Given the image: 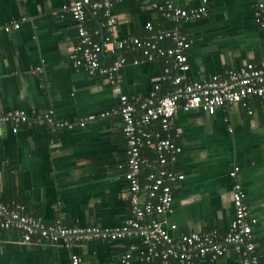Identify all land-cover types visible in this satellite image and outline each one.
Returning a JSON list of instances; mask_svg holds the SVG:
<instances>
[{
    "label": "crops",
    "instance_id": "0c3cea01",
    "mask_svg": "<svg viewBox=\"0 0 264 264\" xmlns=\"http://www.w3.org/2000/svg\"><path fill=\"white\" fill-rule=\"evenodd\" d=\"M160 1L114 0L110 11L117 20L116 38L146 40L158 29H179L193 38L184 73L190 80L264 58V27L253 19L255 0H207L206 14L178 22L152 7ZM171 1L175 7L191 8L202 0ZM67 2L0 0V26L19 21L16 29L0 28V108L23 109L29 116L14 133L0 123V200L20 203L26 213L46 223L59 219L66 226H115L130 213L122 120L112 114L85 121V115L115 106L121 94L144 97L156 82L161 93L174 85L159 81L166 66L159 56H127L114 82L75 68L68 53L77 30L74 18L62 8ZM147 22L152 30L145 27ZM85 23L96 40L108 33L102 22L92 25L87 17ZM157 44L168 47L172 41ZM133 58L138 61L133 63ZM248 104L221 107L213 114L198 108L177 111L170 132L176 158L168 168L184 177L173 185V212L167 217L176 224L175 237L211 229L224 233L233 216L228 173L238 165L237 178L257 218L254 255L264 264V100L254 96ZM48 117L67 124H51ZM143 154L155 162L152 149L144 148ZM128 242L22 243L17 231L0 229V264H62L70 253L80 256L81 264H122ZM241 258L230 249L201 264H240ZM130 264L164 263L135 259Z\"/></svg>",
    "mask_w": 264,
    "mask_h": 264
},
{
    "label": "built area",
    "instance_id": "2783aa9c",
    "mask_svg": "<svg viewBox=\"0 0 264 264\" xmlns=\"http://www.w3.org/2000/svg\"><path fill=\"white\" fill-rule=\"evenodd\" d=\"M113 1L68 0L62 6L76 22L77 40L68 53L73 66L83 68L91 75H103L114 82L117 71L127 62L126 52L138 51L146 60L158 56L165 58L166 66L159 81L168 80L174 85L172 90L161 93V83L156 82L144 97L121 94L115 106L85 115V121L112 114H118L122 120L126 141L124 178L129 216L122 224L109 227L66 226L59 219L46 223L26 213L24 205H9L0 200V229L17 231L22 243L128 239V246L119 259L122 264H130L135 259L140 262L159 260L164 264H170L171 260L201 264L203 259L214 261L230 249L241 255L240 264H258L253 235L257 218L250 213L245 189L237 178L239 166L234 165L228 173L232 178L230 197L233 216L227 230L222 234L211 229L175 237L172 231L176 224L167 216L173 212V185L184 175L169 169L168 165L176 158V147L170 132L177 111L198 108L213 114L218 108H231L236 104L248 108L249 99L254 96L264 100V58L258 62H244L222 74L200 80L186 79L184 73L189 69L186 51L193 38L172 28L156 30L151 36L153 40L131 35L118 39L115 35L117 20L110 11ZM152 7L175 21H190L206 14L207 0L191 8L175 7L171 0L153 2ZM87 9L92 14L99 10L102 12V25L108 32L102 40L94 39L85 25ZM253 19L258 26L264 27V0H255ZM18 27L17 20L0 26L5 31ZM145 27L148 30L153 28L151 22H147ZM164 39H170L172 45L161 47L157 44ZM108 53L114 57L107 63L103 55ZM137 61L132 59L133 63ZM40 69L36 67V70ZM28 120L29 116L23 109L5 111L0 108V123L9 125L13 133ZM48 121L59 126L67 124L55 123L50 117ZM146 147L155 152L154 163L143 154ZM62 264H81V257L70 253Z\"/></svg>",
    "mask_w": 264,
    "mask_h": 264
},
{
    "label": "trees",
    "instance_id": "16d2710c",
    "mask_svg": "<svg viewBox=\"0 0 264 264\" xmlns=\"http://www.w3.org/2000/svg\"><path fill=\"white\" fill-rule=\"evenodd\" d=\"M163 1V0H162ZM161 2V1H160ZM161 13V12H160ZM162 14V13H161ZM165 16V15H164ZM89 19L90 22H92V25L93 24H96L98 22H102L103 21V15H102V12L101 10L97 11L96 14H92L90 9H87L86 11V19ZM178 22V21H177ZM86 24V23H85ZM91 25V24H90ZM91 28V27H90ZM180 31V30H179ZM138 54V51H128L126 52V56H130V55H135V54ZM114 56L112 55V53H108V54H104L103 55V59H105L106 61H110L112 60ZM105 61V62H106ZM128 96V95H127ZM118 115V114H117ZM1 199V198H0Z\"/></svg>",
    "mask_w": 264,
    "mask_h": 264
}]
</instances>
